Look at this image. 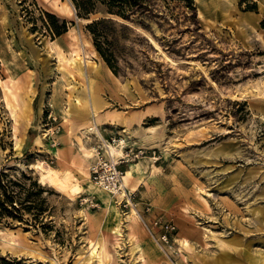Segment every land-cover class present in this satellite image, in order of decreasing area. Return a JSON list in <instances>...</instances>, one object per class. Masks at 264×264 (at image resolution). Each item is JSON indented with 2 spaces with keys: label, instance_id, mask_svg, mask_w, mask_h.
<instances>
[{
  "label": "rangeland",
  "instance_id": "obj_1",
  "mask_svg": "<svg viewBox=\"0 0 264 264\" xmlns=\"http://www.w3.org/2000/svg\"><path fill=\"white\" fill-rule=\"evenodd\" d=\"M230 5L228 16L199 0L195 11L184 0L160 1V12L143 24L115 19L98 26L120 81L131 87L126 104H113L103 91L108 101L96 127L125 133L133 147L147 150L123 165L127 171L140 163L126 192L112 197L91 182L88 143L99 135L89 127L96 121L91 114L84 122V111L70 114L66 71L74 70L71 53L84 43L89 75L76 73L82 84L97 65L93 57L104 59L88 28L104 7L81 18L71 0H0V169L36 176L54 192L55 206L47 232L0 220V261L100 264L97 256L85 260L95 248L102 264H210L235 233L234 222L252 229L264 222L254 217L264 208V0ZM47 12L67 20L68 31L56 35ZM64 133L80 146L67 168L47 151L62 146ZM38 161L74 175L86 190L72 195L41 182L32 166ZM132 208L137 214L129 218ZM158 217L176 226L169 244L157 239ZM253 234L255 251L264 252V230Z\"/></svg>",
  "mask_w": 264,
  "mask_h": 264
},
{
  "label": "trees",
  "instance_id": "obj_2",
  "mask_svg": "<svg viewBox=\"0 0 264 264\" xmlns=\"http://www.w3.org/2000/svg\"><path fill=\"white\" fill-rule=\"evenodd\" d=\"M77 15L81 18H89L91 14L99 12L100 5L103 8L101 17L88 24L89 30L94 35V43L106 63L120 76L115 54H107L99 40L98 26L107 20L138 21L143 24L146 19L157 15L159 2L169 5L171 0H71ZM192 10H196L195 0H184ZM256 6H249L246 10H256ZM56 35L66 33L69 22L63 19L61 22L57 16L47 12ZM54 192L39 182V179L29 172L12 173L0 169V220L19 221L26 224L40 226L45 232L51 225L46 218L54 215L55 206L50 200ZM0 264H29L24 259L8 260L3 258ZM33 264V263H31ZM38 264H42L41 262Z\"/></svg>",
  "mask_w": 264,
  "mask_h": 264
},
{
  "label": "bare ground",
  "instance_id": "obj_3",
  "mask_svg": "<svg viewBox=\"0 0 264 264\" xmlns=\"http://www.w3.org/2000/svg\"><path fill=\"white\" fill-rule=\"evenodd\" d=\"M199 1L202 7L204 6L205 8L210 9L212 11L215 10L217 15H221V13L228 11V16H229V7H231L230 5L231 0H199ZM255 20L253 19V17L246 18V21L254 22ZM87 43L89 44V42ZM84 44L81 45L80 49H77L75 50L74 53H71L72 65L75 71L70 68L66 69L68 76V89H69L68 110L70 114H74V115L77 114L78 112L84 111V113L82 114V118L84 122H89L90 115L95 114V112H93L94 108L95 111L99 110L101 107H103V105H105L106 101H104L100 96H98L97 91L93 90L94 89L93 86L91 89L89 82H87V84L84 85L76 77V73H77L78 75H82L87 78L86 71L82 69V65L87 62L86 57L89 56L86 53V49H85L86 46ZM155 45L156 47H159L157 43H155ZM171 60H172L171 62L177 63L176 60L173 59ZM99 68L100 67L97 64L95 66V69L99 70ZM262 111H264V108L262 109ZM262 119L264 120V115ZM117 120H118V116L117 118H115V122ZM95 129L97 131L99 130L96 127V123L95 124L93 123V125L89 127V132H91V130L95 131ZM48 133H49L48 130L44 132L42 131V133H40V135L36 138V143H43V139L46 135H48ZM115 151L118 154H121L123 152V149L121 147H118L115 148ZM90 153L92 156L93 155L92 152ZM139 164L140 163H136L130 166V168L126 171V173L124 174V186L127 185L129 186L127 182H129L131 178L135 177L134 176L135 168ZM32 166L40 174V181L43 183L50 182V184L58 185L62 189H67L72 195L80 194L86 190V187L78 182L77 177L71 175L68 172L61 175L60 172L55 167H53L52 165H46L45 161H38L34 163ZM254 172L256 171L253 170L252 172H250V177L253 176ZM254 210H255L254 217H256L257 220H259V218L262 217L264 220V208L260 207V208H255ZM135 214H137V210L135 208H132L130 213L128 214V217L133 218ZM252 223L254 224L257 230H264V222H252ZM256 229H252L251 227L244 226L241 224V222H234L233 230H235V233L232 235L228 233L227 237L221 241L220 243L221 248L218 251L219 253H217V256H215L210 261V264H264V252L257 253L254 248V241L258 234H253V232H255ZM261 240H262L261 244L264 245V238H261ZM85 256H87L85 258L86 261H90L93 256H97L99 263L100 264L103 263L101 254L97 253L95 248L91 250L90 255L89 253H87Z\"/></svg>",
  "mask_w": 264,
  "mask_h": 264
},
{
  "label": "built area",
  "instance_id": "obj_4",
  "mask_svg": "<svg viewBox=\"0 0 264 264\" xmlns=\"http://www.w3.org/2000/svg\"><path fill=\"white\" fill-rule=\"evenodd\" d=\"M118 147L123 149L121 154L115 151ZM146 153L145 148L133 147L125 133L99 136L92 147L93 163L90 167V178L98 188L112 196L124 193L126 192L124 186L126 170L123 165L136 161ZM153 222L161 224L157 233L158 241L169 244L176 234L175 224L171 220H163L160 217L155 218Z\"/></svg>",
  "mask_w": 264,
  "mask_h": 264
},
{
  "label": "crops",
  "instance_id": "obj_5",
  "mask_svg": "<svg viewBox=\"0 0 264 264\" xmlns=\"http://www.w3.org/2000/svg\"><path fill=\"white\" fill-rule=\"evenodd\" d=\"M93 60L95 61V63L99 65L100 68L99 70H96L93 68L94 70H92V75H90L91 77H88L87 79L88 82L90 83L91 89L93 86L94 88L93 90L97 91L98 96H100L106 102L108 100L105 99L104 96L102 95L103 91H106L110 94V98L111 100H113L112 102L115 105L126 104L127 102H129L131 86L129 84L127 85V82H121L119 77L115 75V73L112 71V69L109 67V65L106 63L104 59H101L96 55L95 57H93ZM86 70H88V66ZM103 106L104 107H101V108H106V105H103ZM93 112H95L94 119H95L96 114H101V110L95 111V108ZM95 121H96V125H99L97 122V118L95 119ZM105 123L102 122L103 125ZM97 133L99 136H109L110 135V134H104V132H102L101 130H98ZM60 141L62 143V146L58 147L57 149L47 148V151L48 153H53L54 155H57L62 161L61 166L67 168L69 167V164L73 156L76 155V152H77L76 150L79 151L80 146H79V143L67 133H64L61 135ZM71 141H73V143ZM95 143H96V140L93 143L91 142L88 143L90 146L89 150L92 149Z\"/></svg>",
  "mask_w": 264,
  "mask_h": 264
}]
</instances>
